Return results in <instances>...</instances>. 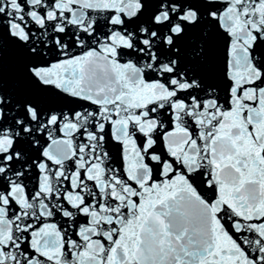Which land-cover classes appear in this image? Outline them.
Here are the masks:
<instances>
[{"label":"snow or ice","instance_id":"1","mask_svg":"<svg viewBox=\"0 0 264 264\" xmlns=\"http://www.w3.org/2000/svg\"><path fill=\"white\" fill-rule=\"evenodd\" d=\"M0 264H264V0H0Z\"/></svg>","mask_w":264,"mask_h":264}]
</instances>
